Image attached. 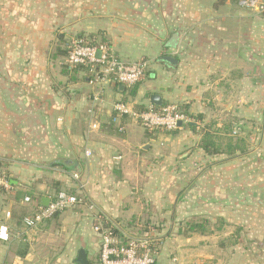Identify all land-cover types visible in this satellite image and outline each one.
<instances>
[{
    "label": "crops",
    "instance_id": "1",
    "mask_svg": "<svg viewBox=\"0 0 264 264\" xmlns=\"http://www.w3.org/2000/svg\"><path fill=\"white\" fill-rule=\"evenodd\" d=\"M236 1L0 0V171L9 184L0 187V226L9 230L0 264H77L69 257L81 251L98 260V220L118 235L158 227L156 264L168 244L207 239L178 231L241 191L242 160L264 144V13L228 12ZM78 36L121 62L148 61L145 77L129 89L91 85L82 68L63 67ZM152 95L184 107L187 121L150 133L113 111L120 101L134 114L157 107ZM209 124L248 152L206 155L198 143ZM57 191L87 204L25 229L23 217Z\"/></svg>",
    "mask_w": 264,
    "mask_h": 264
},
{
    "label": "built area",
    "instance_id": "2",
    "mask_svg": "<svg viewBox=\"0 0 264 264\" xmlns=\"http://www.w3.org/2000/svg\"><path fill=\"white\" fill-rule=\"evenodd\" d=\"M238 5L240 8L252 12L263 13L264 11V0H239ZM65 65L70 69L87 68L91 85L115 84L129 89L143 80L148 68V61L121 62L106 45H88L82 39L74 38L70 42ZM113 111L117 117L135 116L141 127L150 133L156 131L172 132L179 128L178 122L187 121L186 117L178 112V107L175 104L160 107L150 106L146 111L134 114L128 103L120 101L114 103ZM96 128V125L90 126V129ZM236 133L237 131H234L232 135H236ZM86 155L89 156L90 152L86 151ZM73 177L77 179V176L73 175ZM0 187H9L3 174H0ZM30 202L29 197L24 198V203ZM85 204L87 202L84 197L59 191L52 196L46 206H37L31 214L24 216L22 219L23 227L25 229L36 228L65 210ZM89 207L92 208L91 205ZM112 229L114 228L102 220H98L93 226V231L98 237V260L96 264H156V253L152 249V244L155 242L153 229L142 232L133 231L124 235H118V233L116 235ZM8 231L7 226H0V240H7Z\"/></svg>",
    "mask_w": 264,
    "mask_h": 264
},
{
    "label": "rangeland",
    "instance_id": "3",
    "mask_svg": "<svg viewBox=\"0 0 264 264\" xmlns=\"http://www.w3.org/2000/svg\"><path fill=\"white\" fill-rule=\"evenodd\" d=\"M237 4L234 2L232 11L228 12H251ZM253 149L254 155L242 160V185L238 187L241 191L222 194L228 199L226 205L219 211L209 212L207 229L211 233L206 234L207 239L193 242L191 246L178 244L175 250L168 244L160 264H264V144L258 143ZM151 228L154 234L158 230V227ZM147 229L140 227V230ZM51 243L52 247L54 242ZM46 253L51 257L50 250ZM75 260L76 257H69V263ZM87 262L96 264L97 259Z\"/></svg>",
    "mask_w": 264,
    "mask_h": 264
},
{
    "label": "trees",
    "instance_id": "4",
    "mask_svg": "<svg viewBox=\"0 0 264 264\" xmlns=\"http://www.w3.org/2000/svg\"><path fill=\"white\" fill-rule=\"evenodd\" d=\"M226 1L227 0H215L214 7L217 8L221 5H223ZM77 38L82 39L88 45L103 44V43H99V42H95V41H86L80 36H78ZM69 45L70 44H68V46L65 48V50L62 51L64 53L63 54L64 58H66V56H67V53L69 50ZM63 67L67 70L70 69L65 64ZM76 68H82L84 71H86L89 74V70L87 68H84V67H76ZM177 107H178V112H180L181 114H183L186 117L187 114H186L185 108L180 107V106H177ZM142 112H144V111H142ZM213 125L214 124H209L205 130L201 131V138H200V141L198 143V148L201 149L206 155H208V156L220 155V154L235 155L236 153H239V154L246 153V151L248 150V146L243 139H241V138H235L234 139V138H231L230 136L219 137V136H217V133L220 130L215 128V126H213ZM188 127L192 128V129L194 128L190 124H188ZM222 131L227 135H230V132H231V130L228 129L227 125L223 126ZM0 174L4 175V173L2 171H0ZM57 192H59V191H57ZM208 224H209V221L205 218H198L197 220L194 219V220L187 222V223H184V225L180 226L178 233L181 235H187L189 233L206 235V234L211 233L207 229ZM112 230H113L114 234L117 235V232L114 229H112ZM220 245L222 246L223 244L221 243ZM158 246H159V242L155 241L152 244V249L155 251L156 257H158V254H159ZM87 263L91 264L89 262H87Z\"/></svg>",
    "mask_w": 264,
    "mask_h": 264
},
{
    "label": "water",
    "instance_id": "5",
    "mask_svg": "<svg viewBox=\"0 0 264 264\" xmlns=\"http://www.w3.org/2000/svg\"><path fill=\"white\" fill-rule=\"evenodd\" d=\"M176 37H174V40L176 41ZM165 60H167V61H171L170 60V58H164ZM119 88L120 89H122L123 88V86H119ZM150 102H151V104H153V105H155V106H157V107H160L161 106V98L159 97V96H157V95H152L151 97H150ZM178 127H181L182 126V122H178ZM76 263L77 264H88L87 263V261H86V257H85V255H84V253L81 251V252H79V254H78V256H77V258H76Z\"/></svg>",
    "mask_w": 264,
    "mask_h": 264
}]
</instances>
